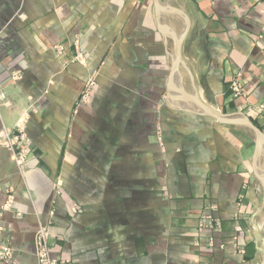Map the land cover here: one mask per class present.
<instances>
[{
  "label": "crops",
  "instance_id": "crops-1",
  "mask_svg": "<svg viewBox=\"0 0 264 264\" xmlns=\"http://www.w3.org/2000/svg\"><path fill=\"white\" fill-rule=\"evenodd\" d=\"M158 5L0 0V130L21 125L30 141L21 169L0 148V209L12 203L0 249L14 264H39L49 211V255L67 264L264 261V146L256 156L249 129L182 95L261 131L244 109L264 102V0ZM169 35L181 40L173 74ZM91 74L92 101L80 104ZM236 75L245 99L231 96ZM204 214L218 233L200 227Z\"/></svg>",
  "mask_w": 264,
  "mask_h": 264
},
{
  "label": "built area",
  "instance_id": "built-area-1",
  "mask_svg": "<svg viewBox=\"0 0 264 264\" xmlns=\"http://www.w3.org/2000/svg\"><path fill=\"white\" fill-rule=\"evenodd\" d=\"M95 75L91 74L85 81L81 96L79 98L80 104H90L93 95V86L95 81ZM20 78L19 71L12 73L7 81L9 83H15ZM243 85L239 81V75H236L231 83L230 90L233 98H246V93L243 90ZM6 104V95L3 88L0 87V106ZM244 112L255 113L256 118L260 120L261 132L264 134V102L259 104H247ZM0 148H5L11 153L12 160L15 165L21 169L27 163L30 153V141L25 133L24 128L21 125H16L13 129L0 130ZM12 203L10 200L0 209V217L2 212L11 208ZM72 213H78L77 207L71 208ZM54 216L53 211L48 212V220L45 224H39L35 234V253L39 264H67L66 261L60 259H52L49 255L48 240L50 239V227L52 226V219ZM200 227L210 229L212 232L218 233L221 229V222L217 217L211 214H204L199 221ZM239 230V226H236ZM3 227L0 225V233ZM211 243V239L209 240ZM13 250L8 246H3L0 249V264H14L13 262Z\"/></svg>",
  "mask_w": 264,
  "mask_h": 264
},
{
  "label": "water",
  "instance_id": "water-1",
  "mask_svg": "<svg viewBox=\"0 0 264 264\" xmlns=\"http://www.w3.org/2000/svg\"><path fill=\"white\" fill-rule=\"evenodd\" d=\"M156 7H158V0H154ZM169 37L174 41V52L176 55L173 69H172V74L177 71V68L181 62V57H180V48H181V40L175 38L172 35H169ZM183 96H185L186 99L190 100L191 102L195 103L199 109L205 113L208 117L216 119L217 121L221 123H228L232 125H238L244 128L249 129L256 137L257 140V151H256V156L257 154L261 151V149L264 146V134L247 118V117H242L239 119H230L227 118L226 115L219 114L210 107L204 105L201 103L197 98L192 97L190 95H187L185 93H182ZM264 264V261L262 262Z\"/></svg>",
  "mask_w": 264,
  "mask_h": 264
},
{
  "label": "bare ground",
  "instance_id": "bare-ground-1",
  "mask_svg": "<svg viewBox=\"0 0 264 264\" xmlns=\"http://www.w3.org/2000/svg\"><path fill=\"white\" fill-rule=\"evenodd\" d=\"M177 78V77H176ZM177 83V82H176ZM175 91V90H174ZM178 93V92H177ZM170 97V96H169ZM178 97V96H177ZM181 97V96H180ZM182 100V99H181ZM186 103V102H185ZM258 176V175H257ZM259 178V177H258ZM260 179V178H259Z\"/></svg>",
  "mask_w": 264,
  "mask_h": 264
}]
</instances>
